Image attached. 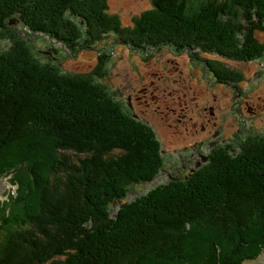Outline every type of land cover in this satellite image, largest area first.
<instances>
[{"label":"trees","instance_id":"obj_1","mask_svg":"<svg viewBox=\"0 0 264 264\" xmlns=\"http://www.w3.org/2000/svg\"><path fill=\"white\" fill-rule=\"evenodd\" d=\"M153 1L124 25L107 0H0V151L29 148L0 171L18 188L0 203V264H237L249 257L252 243L238 231L264 221V134L250 135L237 153L215 150L213 164L184 181L126 201L130 188L165 165L156 130L93 78L38 60L23 38L42 31L62 39L67 31L72 42L85 34L91 45L114 32L136 53L199 49L208 54L206 70L226 83L244 75L222 60L264 59V0ZM210 227L223 240L209 247L208 236L189 251L194 231L206 236Z\"/></svg>","mask_w":264,"mask_h":264},{"label":"rangeland","instance_id":"obj_2","mask_svg":"<svg viewBox=\"0 0 264 264\" xmlns=\"http://www.w3.org/2000/svg\"><path fill=\"white\" fill-rule=\"evenodd\" d=\"M107 2L108 10L117 14L124 25H131L133 17L154 6L153 0H107ZM36 35L31 39L23 37L24 41L28 42L34 57L62 71L81 74L88 79L93 78V81L105 88L114 99L121 101L126 110L136 111L141 115L140 117L148 119L156 130L164 150L160 155L163 161L166 160V165L156 172L153 179L130 188L126 201H133L137 197L163 188L166 184L187 179L184 170L182 173L176 170L181 166L180 153L176 148L183 146L179 145L175 139L179 138L180 142L185 141L189 144L201 137L200 132H198L199 135L191 136L192 133L200 130L199 112L203 111L201 114H205L203 106L206 105V100L200 98V91L209 90V85L207 86L209 82L215 88L214 93L217 89L218 91L223 89L222 85L214 83V76L205 69L207 68L205 58L208 54H201L202 51L199 49L191 50L176 45L152 47L144 49L145 54L136 53L133 52V48L118 44L114 32L110 35H102V40L91 43V45L87 43L85 34L76 42L69 40L71 38L68 37L67 31H64L62 39L42 31H36ZM260 38L263 41L264 33ZM2 42L5 47L10 44L7 40ZM223 62L226 67L233 68L244 76L236 82L239 83L236 94L232 96L229 94L224 100L220 99L215 103L216 116H211L213 121L218 123L219 128H227V132H223L224 138L235 140L228 145L230 146L228 148L235 147L234 153H237L243 142L249 138V135L245 138L249 134L245 131L246 127L249 130L256 128L259 132L264 130V120L261 119L262 114L259 115L264 112L262 106L264 105V59L249 63H230L227 59L221 61ZM260 95L263 97L261 100ZM192 117L194 120L190 119ZM196 118H199L198 121ZM204 119H206L205 116ZM196 121L198 122L195 127L197 131L192 130L194 129L192 124ZM240 127L245 128L242 131L243 134L241 133V138L236 134L241 130ZM186 129H189L188 132ZM3 147L1 146L0 151L1 172L16 162L8 161L14 153L17 152L18 155V152H22L21 158H23L24 153L29 149H27V144L22 146L17 144L12 148ZM220 149L225 148H218ZM186 154L188 155V152ZM203 155L202 160L205 159V161L201 168H208L213 162L208 161L206 152ZM171 174L177 179H173ZM13 190L9 178L1 177L0 199L8 198ZM113 208L116 212L119 205L114 204ZM209 230L211 233L206 236L202 233L203 231L201 233L199 230L194 231L195 234L191 238L193 244L191 245L190 242L188 245L189 251L193 245H198L208 236L209 240L206 244L209 247L212 246V241L219 243L223 240L220 239L221 234L217 228L210 227ZM238 233L242 236L239 238L241 241L245 240L246 243L251 242L252 244L247 246L249 257L237 264H264V221L259 219L255 222L251 229L246 231V235L244 231H238ZM243 245H245L244 242ZM214 247L216 248V244ZM208 250L209 248L205 247L203 251L208 252ZM257 251L259 252L254 254ZM196 258L191 261H195ZM213 258L212 263L218 260L215 256ZM183 262L186 263L184 260Z\"/></svg>","mask_w":264,"mask_h":264},{"label":"flooded vegetation","instance_id":"obj_3","mask_svg":"<svg viewBox=\"0 0 264 264\" xmlns=\"http://www.w3.org/2000/svg\"><path fill=\"white\" fill-rule=\"evenodd\" d=\"M205 69H207V68L205 67ZM246 79L248 80L249 78L247 77ZM200 80L203 82L202 79H200ZM214 80H215L214 83L216 82V84L222 85L223 89L219 90L221 92H219L218 89H217L216 93H214L213 90L215 88L209 82L207 84V86L211 85L212 87L208 86L209 90H207L206 92H203L202 90L200 91V98H203L204 100H206V105L203 106L205 114H201V113H203V111L201 113L199 112V118L200 119L196 118L197 121L199 119L200 122H201L200 127H199L200 130L198 129V131H197V129L195 128L197 123H198L197 121L193 122V124H192V126L194 127V129H192V130H196L197 132L192 133L191 136L193 137L194 135H199L198 132H200L201 133V137L198 138L197 140L193 141V143L190 142L189 144L187 142H185V141H181L180 142L179 138L175 139L177 142H179V145L183 146V147L176 148L179 151V153H180V155H179L180 156L179 163L181 165V166H179V169L176 168V170H178L180 173H182L183 170H184V174L186 173L185 175L187 177H189V175H191L193 172H195L196 170H198V169H200L202 167V165L204 164L203 162L205 161V159H204V161L202 160L204 158L203 154L205 152L207 153V156L209 158L208 161H210L212 159V156H213L214 152H215L214 151L215 148H217V149L218 148L227 149L228 147H230L228 145H230L233 142H235V140H231V139L228 140L227 138H224L223 132H227V128H224L225 130L222 129V128H219V126H217L218 123L216 121H213V117L211 115L216 116L215 103H217L220 99L224 100L227 97V95H229V94H230V96H232V94H234V95L236 94L235 92L237 91V89L239 87L238 86L239 83H236V82L226 83L225 81H221L218 78H216ZM259 99L261 100V99H263V97L260 95ZM242 105H244V103ZM262 106L264 108V105H262ZM133 112H134L133 114H134L135 117H140L141 116L136 111H133ZM260 114H262V118L261 119L264 120V112L259 113V115ZM204 116H205L206 119H204ZM140 118L143 119L142 117H140ZM193 118L194 117H192L190 119L194 120ZM242 119H243V117H242ZM144 121L149 123V124H151L148 119H144ZM251 126H253V125H251ZM253 128H254V126H253ZM240 129L241 130L237 131L236 134L239 135V137L241 138V136L243 134L242 131H244L245 128L242 129L240 127ZM188 130L189 129H186L187 132H188ZM245 131L249 133V134H247L245 136V138L248 137V135L250 136V135H253L254 133L256 134V133L259 132V130H256V128L249 130L248 127H246ZM263 131L260 132V133L264 134ZM243 138H244V136H243ZM243 138H242V140H243ZM183 140H185V138H183ZM232 149L235 150L236 148L232 147ZM162 151L164 152L163 149H162ZM185 152L186 153L188 152V155ZM165 165H166V160H165ZM171 176L174 177L173 179H177V178H175L176 177L175 175L171 174Z\"/></svg>","mask_w":264,"mask_h":264}]
</instances>
